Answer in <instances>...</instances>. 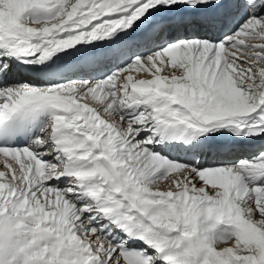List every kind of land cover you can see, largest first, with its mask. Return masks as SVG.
<instances>
[{
	"label": "snow or ice",
	"instance_id": "snow-or-ice-1",
	"mask_svg": "<svg viewBox=\"0 0 264 264\" xmlns=\"http://www.w3.org/2000/svg\"><path fill=\"white\" fill-rule=\"evenodd\" d=\"M261 138L264 0H0V264H264Z\"/></svg>",
	"mask_w": 264,
	"mask_h": 264
},
{
	"label": "bare ground",
	"instance_id": "bare-ground-1",
	"mask_svg": "<svg viewBox=\"0 0 264 264\" xmlns=\"http://www.w3.org/2000/svg\"><path fill=\"white\" fill-rule=\"evenodd\" d=\"M253 154H254V153H252V152H251V154H250V155H248V156H251V155H253ZM237 157H241V158H242V157H247V156H244L242 153H238V154H237V156H235V157H231V159H233V160H234V159H236ZM0 170H3V169H2V168H0Z\"/></svg>",
	"mask_w": 264,
	"mask_h": 264
}]
</instances>
